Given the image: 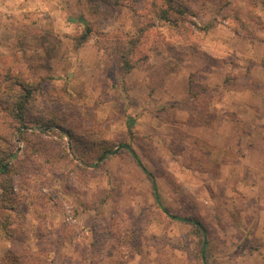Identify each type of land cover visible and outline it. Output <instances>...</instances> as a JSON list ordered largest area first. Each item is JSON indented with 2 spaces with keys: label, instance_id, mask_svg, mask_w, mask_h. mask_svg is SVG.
Masks as SVG:
<instances>
[{
  "label": "rangeland",
  "instance_id": "1",
  "mask_svg": "<svg viewBox=\"0 0 264 264\" xmlns=\"http://www.w3.org/2000/svg\"><path fill=\"white\" fill-rule=\"evenodd\" d=\"M178 1L0 0V264H204L124 143L208 264H264V0Z\"/></svg>",
  "mask_w": 264,
  "mask_h": 264
},
{
  "label": "trees",
  "instance_id": "2",
  "mask_svg": "<svg viewBox=\"0 0 264 264\" xmlns=\"http://www.w3.org/2000/svg\"><path fill=\"white\" fill-rule=\"evenodd\" d=\"M163 1L166 2L167 6L165 8H162L161 13H160V17L162 19H164V20L172 21V23H173L175 20H174V18L173 19L171 18L172 13L174 12V14H175V13L183 12L184 8L183 7H179V6H181V2L178 1V0H163ZM175 5H177V6H175ZM21 85H22V87H25L23 83H21ZM19 87H21V86H19ZM8 89H9V87L8 88L4 87V89L2 91V94H4L5 91L8 90ZM22 89L25 90V88H22ZM31 93H32L31 89L29 87H27V85H26V95L25 94L23 95V94H21V92H17L16 91V93L13 95V97L11 99L9 98V100L11 101L12 106L14 107V109L19 112V111H22L25 108H27L28 99H29ZM0 95H1V93H0ZM4 97H8L7 94ZM121 148L126 150L127 152H129L132 155V157L135 159V161L138 163L140 168L147 175H149V177H151V179L153 180L156 200L159 202V204L162 207L163 211L165 213H167L168 215H170L171 217H173V218H176V219H179V220H182V221H185V222L192 223L196 228L199 229L200 232H202V234H203L202 249H201L202 258H203V263L204 264H208V247L207 246L209 244V241L206 238L207 237L206 236L207 231H206L205 227L201 224V222L199 220L194 219V218H183V217H179L177 215H174V214L171 213V211L167 207L162 205L161 198H160L159 193H158V188H157V184L155 183V177H154L153 173L148 169V167L145 165V163L143 162V160L141 159V157L139 156V154L137 153V151L134 149V147L131 144L124 143V144L121 145ZM111 151H113V150H111ZM12 155L13 154L11 153V156ZM105 155H106V153H105ZM9 166H7L6 162L0 164V172L7 174Z\"/></svg>",
  "mask_w": 264,
  "mask_h": 264
},
{
  "label": "crops",
  "instance_id": "3",
  "mask_svg": "<svg viewBox=\"0 0 264 264\" xmlns=\"http://www.w3.org/2000/svg\"><path fill=\"white\" fill-rule=\"evenodd\" d=\"M257 123H258V121H257ZM264 124V123H263ZM263 126V125H262ZM262 126H260V125H257L256 127H262ZM252 142H253V140H252ZM256 147H258V145L256 146ZM264 153V152H263Z\"/></svg>",
  "mask_w": 264,
  "mask_h": 264
}]
</instances>
